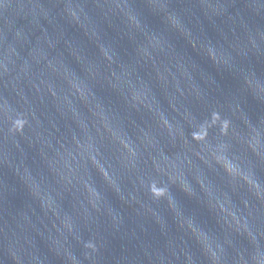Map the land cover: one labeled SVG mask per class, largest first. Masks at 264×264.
Listing matches in <instances>:
<instances>
[{
  "label": "water",
  "instance_id": "obj_1",
  "mask_svg": "<svg viewBox=\"0 0 264 264\" xmlns=\"http://www.w3.org/2000/svg\"><path fill=\"white\" fill-rule=\"evenodd\" d=\"M262 38L264 0H0V264H264V161L241 142L264 128V98L243 87H264ZM222 143L258 190L211 161Z\"/></svg>",
  "mask_w": 264,
  "mask_h": 264
},
{
  "label": "clouds",
  "instance_id": "obj_2",
  "mask_svg": "<svg viewBox=\"0 0 264 264\" xmlns=\"http://www.w3.org/2000/svg\"><path fill=\"white\" fill-rule=\"evenodd\" d=\"M69 15L74 20L79 22V16L77 15V13L75 11L69 10ZM167 19H168L169 25L173 29L185 34L187 37H190L191 34L187 32V30L184 28L181 20L178 17L169 16ZM129 20L131 21L132 24L136 25L137 27L139 26L138 21H136L134 17L129 16ZM225 39H227V38H225ZM262 42H264V38H262ZM248 44H250L252 46V48H254V49L257 48V44H256L255 40H253L251 37L248 38ZM158 45H159V41H154L153 46L156 47ZM229 48H231L232 51H235L237 53V55L240 54V50L238 48V45L230 43ZM202 49L206 53L208 58L213 63H215L216 65L222 64V65L227 66V67L231 66L230 61L232 58L230 55L225 53L222 46L219 49H217V48H214L211 44H209L206 46H202ZM146 54H148V53L146 52ZM0 70H2L3 73H7V71H8L7 68H5L3 65H0ZM53 71H56V69L54 68ZM63 75H64L65 81L68 84L72 94L74 96H78L81 100L87 101V94H86L85 86L81 82L77 81L74 77H70L66 72L63 73ZM243 87L247 90H252L258 97L264 98V87H260L254 80H251V79H248L247 77H245L243 80ZM52 95L55 97V92H52ZM134 98H137V97H134ZM72 111L74 113V109H72ZM100 119H101V121H103L104 117L101 115ZM219 120H220L219 116L214 115L213 123H216ZM163 123H164L165 127H167L168 130L171 132L172 129L168 125L167 121L165 120V121H163ZM24 126H25V122H22L21 120L17 119L15 121L11 122V127L9 129V132L13 135L16 133H22ZM220 126H221V130H222V134L226 136L227 132H228V128H229L228 121L221 122ZM103 127L105 128L106 131L111 132V129L108 128L106 123L103 124ZM248 128H249L248 135L246 137L242 138L241 142L246 144L247 149L250 150L253 155L258 157L260 160L264 161V128L255 129V128H252L250 125L248 126ZM111 134H112L113 138L118 139L120 141V143L123 145V147L130 154L135 155V153L133 152L131 147L127 143H125L122 139H120V137L116 133L112 132ZM206 137H207V131L202 130L200 134L194 136V139L199 140V141H204L206 139ZM229 147H230L229 144L222 143L217 148L210 149L208 155L210 156L211 161H214L215 164H217L221 168H223V170L233 179L243 180L250 187L256 188L258 190V186L254 183V181L252 179L250 166H249V168L246 169L239 162L238 158L231 157L228 154L229 153ZM92 151H93L92 146L89 145V148H88L89 159H91L93 161V163H96L97 166L99 167V164L96 161L95 156L92 155ZM206 162H208V161H206ZM100 170L106 179H110L108 177L107 172H105L102 167L100 168ZM176 178L180 181V183L184 187L185 191H190V189L184 183L182 176L178 175ZM29 180H30V178H29ZM29 186L33 189L34 195H36L37 198L41 200L42 205L50 209L51 205H52L51 197L48 196L46 193L41 195V190H40L38 185H36L34 183H30ZM85 187L87 188L90 197L93 198V201L98 198L97 194L95 193V191L93 189H91L87 185H85ZM153 192L157 196L164 194L163 190L158 191L155 188H153ZM184 223L186 224L187 228L192 231L193 235H195L206 247H209V250H210V246L208 244V238L204 235V233L200 232L194 226V224L191 220L184 221Z\"/></svg>",
  "mask_w": 264,
  "mask_h": 264
}]
</instances>
